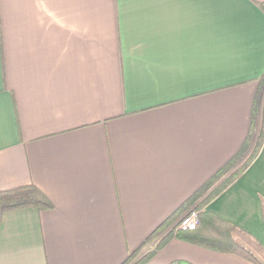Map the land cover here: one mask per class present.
Wrapping results in <instances>:
<instances>
[{"label": "crops", "instance_id": "obj_1", "mask_svg": "<svg viewBox=\"0 0 264 264\" xmlns=\"http://www.w3.org/2000/svg\"><path fill=\"white\" fill-rule=\"evenodd\" d=\"M263 74L258 0H0V190L54 203L3 212L0 264L148 248L243 143ZM207 208L264 245V142ZM179 258L252 264L177 237L151 262Z\"/></svg>", "mask_w": 264, "mask_h": 264}, {"label": "trees", "instance_id": "obj_2", "mask_svg": "<svg viewBox=\"0 0 264 264\" xmlns=\"http://www.w3.org/2000/svg\"><path fill=\"white\" fill-rule=\"evenodd\" d=\"M258 2L264 9V0H258ZM263 142L264 74L259 80L254 95L247 136L237 152L148 235L147 241L160 238L156 249L143 252L144 244H142L131 251L120 264H195L182 258L175 259L169 263L151 262L155 251L172 237L220 252L239 254L249 259L252 264H264L262 260L264 258V245L258 239L234 222L221 218L207 208L212 198L241 176L258 155ZM27 206H35L39 210H44L53 208L54 203L34 183L0 190V222L5 210ZM191 209L198 210L199 220L196 227L193 229L179 227V219Z\"/></svg>", "mask_w": 264, "mask_h": 264}, {"label": "built area", "instance_id": "obj_3", "mask_svg": "<svg viewBox=\"0 0 264 264\" xmlns=\"http://www.w3.org/2000/svg\"><path fill=\"white\" fill-rule=\"evenodd\" d=\"M198 210L191 209L179 219V227L193 229L198 223Z\"/></svg>", "mask_w": 264, "mask_h": 264}, {"label": "rangeland", "instance_id": "obj_4", "mask_svg": "<svg viewBox=\"0 0 264 264\" xmlns=\"http://www.w3.org/2000/svg\"><path fill=\"white\" fill-rule=\"evenodd\" d=\"M159 241H160V238H156V239H154V240L149 244L148 248H146V249L143 250V252H147V251H149V250H154V249H156V248H157V245H158V243H159ZM259 257H260V256H259ZM262 260H264V258H262Z\"/></svg>", "mask_w": 264, "mask_h": 264}]
</instances>
